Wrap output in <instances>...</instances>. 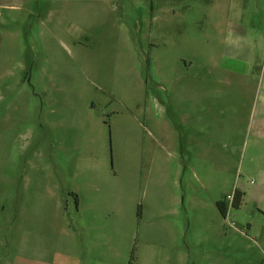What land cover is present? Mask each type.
I'll return each instance as SVG.
<instances>
[{"label":"rangeland","instance_id":"rangeland-1","mask_svg":"<svg viewBox=\"0 0 264 264\" xmlns=\"http://www.w3.org/2000/svg\"><path fill=\"white\" fill-rule=\"evenodd\" d=\"M263 65L264 0H0V264H264Z\"/></svg>","mask_w":264,"mask_h":264},{"label":"crops","instance_id":"crops-1","mask_svg":"<svg viewBox=\"0 0 264 264\" xmlns=\"http://www.w3.org/2000/svg\"><path fill=\"white\" fill-rule=\"evenodd\" d=\"M247 58H248L247 64L243 65V69L241 71H239L237 68H234L232 70L230 69V70H231V72L232 71L233 72H236V73L240 72V73H242L244 76H246L249 79H254L255 76H252L251 77V74H252L251 71L252 70H251V64H250V62H251L250 61V59H251L250 58V55ZM258 83H259V86L260 87L264 88V65L262 66L261 70L258 72ZM194 92H195V94L196 93H199V90H196L195 89ZM211 110H210V112H211ZM193 112H194V117H195L196 121H199L200 119H202V115L201 114L203 113V115H204V111L202 109H200L199 104H195L194 105ZM238 112H239V110H238ZM205 115L206 116H203V119L202 120L203 121H206V122H209V124H211L212 121L214 120L213 117H211V113L210 114H205ZM208 116H209V118H208ZM235 119H234V117H229L228 118V120H230V122L235 121Z\"/></svg>","mask_w":264,"mask_h":264},{"label":"trees","instance_id":"trees-1","mask_svg":"<svg viewBox=\"0 0 264 264\" xmlns=\"http://www.w3.org/2000/svg\"><path fill=\"white\" fill-rule=\"evenodd\" d=\"M227 202L226 201H219L217 202V207H218V210L220 212V214L222 215L223 218L226 217V214H227Z\"/></svg>","mask_w":264,"mask_h":264}]
</instances>
